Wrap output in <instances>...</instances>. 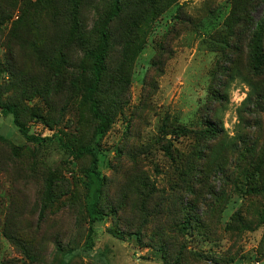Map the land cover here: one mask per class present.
<instances>
[{"label":"rangeland","instance_id":"rangeland-1","mask_svg":"<svg viewBox=\"0 0 264 264\" xmlns=\"http://www.w3.org/2000/svg\"><path fill=\"white\" fill-rule=\"evenodd\" d=\"M116 1L42 0L41 12H31L33 19L24 24L22 0H15L0 24V102L15 106L29 135L57 134L69 146L27 138L12 114L0 113V264H163L162 256L180 245L207 255L235 252L238 258L229 264H264V193L246 195L244 183L229 191L221 225L238 209L250 230L212 241L175 226L183 217L181 203L197 200L206 215L212 199L205 187L223 184L221 174L213 175L205 149L215 142H197L178 129L204 130L211 121L223 128L224 141L237 133L264 134V124L257 125L264 123L259 119L264 98L242 108L252 89L264 91V75L248 73L243 58L232 72L221 51L231 1L178 0L151 22L131 64L123 61L122 41L134 6L121 0L120 16L108 21ZM73 4L90 48L109 24L108 56L98 84L99 109L110 120L98 144L99 169L107 178L106 216L94 223L91 250L84 248V170L90 157L74 152L94 142L98 119L85 98L93 59L82 53V43L68 45ZM198 148L201 159L194 153ZM195 160L209 175L187 178L203 186V193L192 195L181 188L178 171Z\"/></svg>","mask_w":264,"mask_h":264},{"label":"trees","instance_id":"trees-1","mask_svg":"<svg viewBox=\"0 0 264 264\" xmlns=\"http://www.w3.org/2000/svg\"><path fill=\"white\" fill-rule=\"evenodd\" d=\"M126 1L127 4L125 3V7L128 6V1L134 7L132 8V13H128L126 20L127 26L123 34L122 46L127 47L124 52L125 57L123 61L131 64L142 49L144 43L143 37L151 22L178 0ZM230 1L231 8L223 23L225 31L220 39L223 47L221 51L227 61L233 66L232 72L237 70L236 65L238 64V60L243 58L246 71L255 77H261L264 75V0ZM14 3L15 0H0V24L8 18L9 14H7V11L12 9L11 7H13ZM22 3L23 7L21 11L23 13L19 16L20 21L28 24L27 20L33 19L31 12H41L42 0H38L35 4H31L29 0H22ZM123 8L124 2H121V0L116 1L108 21L120 16ZM258 9H261L260 16L255 17L254 14ZM72 20H74V24L70 32L68 45L74 46L77 42L82 43L80 46L82 53L85 55L90 54L93 59L92 77L86 87L85 98L91 112L98 119V124L95 126L94 142L80 145L75 152L74 150H70L71 153L74 152V156L88 155L90 157L89 165L84 170V186L86 190L84 208L88 224L84 248L91 250L95 242L96 228L94 227V223L103 220L106 216V212L102 206V200L107 178L99 169L98 144L100 138L109 128L110 120L99 109L100 91L98 90V84L101 81V73L108 56L109 24H105L100 33L97 32L98 35L96 33L97 41L90 48L92 41L91 39L88 40L90 38L87 35L88 32L83 33L78 26L79 20L76 4L72 5ZM70 67L73 66L71 65ZM258 90L252 89L247 94L242 102V108L248 109L246 104L252 103L256 105V101L259 102L260 98H264V91L259 92ZM253 99L256 101H253ZM261 112L264 115V108ZM0 113L4 116L12 114L15 125L25 137L36 142L56 141L61 146L69 149V146L63 142L62 137L57 134L42 138L29 135L27 127L19 120L18 112L14 105L2 104L0 102ZM238 116L241 121H244L242 114H238ZM259 119H262L264 122V116H259ZM262 124L264 123L260 124L259 122L257 125L262 129ZM207 125V128L198 131L180 128L178 129V133L184 137L190 136L197 138V142H202V139L215 142L212 147L209 148L207 146L205 149L208 150L210 163L213 167V175L221 174L223 184L219 188L214 186L205 187L206 193L210 194L212 199L211 203L207 204L209 209L206 215H201L202 211H199L201 208L198 207L197 200H189L185 203L183 202V204L181 203L179 206L181 210H179L183 213V217H178L175 226L185 234L188 230H192L193 233L199 234V236L207 237V239L212 241H219L226 232L239 233L244 230H250L248 221L243 216L241 210H235L231 214L228 223L223 226L221 225V219L229 200V191L237 188L239 183L246 185V195H260L264 193V134L253 138L237 133L229 137L227 141H224L226 139L223 137V128H219L211 121H207ZM215 148H218V152H215ZM165 151L170 155L169 148L165 147ZM201 152L199 148L198 150H194L197 159H201L204 156ZM191 162L183 163L182 168L180 167L181 169L178 171V176L182 183L181 186L183 185L181 188L183 190L185 189V191L187 190L192 195L196 193L201 194L203 193V186H200L201 188L193 186L187 178L192 173H194V176L196 173L197 175L202 174L203 176H208L209 171L203 169L204 172H201L199 162H196V160L195 164H191ZM227 165L233 167V171H226ZM224 170L225 172H223ZM227 173L233 174L230 175ZM262 211L261 222L264 223V202ZM205 219L208 220L207 223ZM135 234L140 239L139 234L136 232ZM237 258V254L235 252L231 254V251L207 255L198 251L189 250L184 245L176 247L171 256H167V254L162 256L163 264H229Z\"/></svg>","mask_w":264,"mask_h":264}]
</instances>
